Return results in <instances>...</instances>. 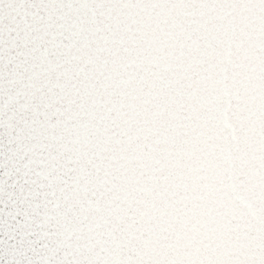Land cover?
Listing matches in <instances>:
<instances>
[{"label":"snow or ice","instance_id":"1","mask_svg":"<svg viewBox=\"0 0 264 264\" xmlns=\"http://www.w3.org/2000/svg\"><path fill=\"white\" fill-rule=\"evenodd\" d=\"M0 264H264V0H0Z\"/></svg>","mask_w":264,"mask_h":264}]
</instances>
